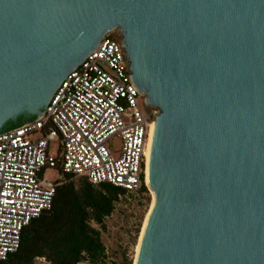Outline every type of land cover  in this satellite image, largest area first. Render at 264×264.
<instances>
[{
	"label": "water",
	"instance_id": "obj_1",
	"mask_svg": "<svg viewBox=\"0 0 264 264\" xmlns=\"http://www.w3.org/2000/svg\"><path fill=\"white\" fill-rule=\"evenodd\" d=\"M115 28L158 108L134 264H264V0H0V133Z\"/></svg>",
	"mask_w": 264,
	"mask_h": 264
},
{
	"label": "built area",
	"instance_id": "obj_2",
	"mask_svg": "<svg viewBox=\"0 0 264 264\" xmlns=\"http://www.w3.org/2000/svg\"><path fill=\"white\" fill-rule=\"evenodd\" d=\"M111 32L61 80L37 120L0 133V262L19 247L29 221L51 206L65 174L144 193L148 131L158 108L128 82L120 34ZM52 139L56 154L49 152ZM48 168L58 179L42 177Z\"/></svg>",
	"mask_w": 264,
	"mask_h": 264
},
{
	"label": "trees",
	"instance_id": "obj_3",
	"mask_svg": "<svg viewBox=\"0 0 264 264\" xmlns=\"http://www.w3.org/2000/svg\"><path fill=\"white\" fill-rule=\"evenodd\" d=\"M110 36L116 37L113 32ZM74 177L63 175L51 206L29 221L19 247L0 264H13L12 257L21 264H32L35 257H43L50 264H96L106 257L100 230L125 191L108 183L92 184L84 176ZM143 192H148L146 186Z\"/></svg>",
	"mask_w": 264,
	"mask_h": 264
},
{
	"label": "rangeland",
	"instance_id": "obj_4",
	"mask_svg": "<svg viewBox=\"0 0 264 264\" xmlns=\"http://www.w3.org/2000/svg\"><path fill=\"white\" fill-rule=\"evenodd\" d=\"M113 35L119 36V31L112 30ZM111 32V33H112ZM115 145H118L115 144ZM57 141H50L49 152L56 154ZM58 171L48 168L43 172V178L48 181L58 179ZM78 177H74V180ZM151 200L150 192L132 196L125 194L118 197L110 215L104 218V228L100 230V238L105 247L106 257L96 264H124L133 263L135 249L143 220ZM95 227H99L95 225ZM32 264H50L43 257L33 258ZM81 264H91L83 262Z\"/></svg>",
	"mask_w": 264,
	"mask_h": 264
},
{
	"label": "flooded vegetation",
	"instance_id": "obj_5",
	"mask_svg": "<svg viewBox=\"0 0 264 264\" xmlns=\"http://www.w3.org/2000/svg\"><path fill=\"white\" fill-rule=\"evenodd\" d=\"M31 115L30 114H27V113H22L18 116H16L14 119H11V120H8L6 121L3 126L0 128V131L1 130H4V129H7L9 126H15L17 125L19 122H23V121H26L28 119H30ZM11 262L13 264H21L20 263V260L19 259H15L14 257H12L11 259Z\"/></svg>",
	"mask_w": 264,
	"mask_h": 264
},
{
	"label": "bare ground",
	"instance_id": "obj_6",
	"mask_svg": "<svg viewBox=\"0 0 264 264\" xmlns=\"http://www.w3.org/2000/svg\"><path fill=\"white\" fill-rule=\"evenodd\" d=\"M146 216V215H145ZM145 219V218H144ZM143 223H144V220H143ZM143 227V225H142ZM141 231H142V228H141ZM141 231H140V234H139V238H138V242H137V245H136V249H135V255H134V259H133V263L134 264V260H135V256H136V252H137V247H138V243H139V239H140V235H141Z\"/></svg>",
	"mask_w": 264,
	"mask_h": 264
},
{
	"label": "crops",
	"instance_id": "obj_7",
	"mask_svg": "<svg viewBox=\"0 0 264 264\" xmlns=\"http://www.w3.org/2000/svg\"><path fill=\"white\" fill-rule=\"evenodd\" d=\"M42 177H43V174H42Z\"/></svg>",
	"mask_w": 264,
	"mask_h": 264
}]
</instances>
